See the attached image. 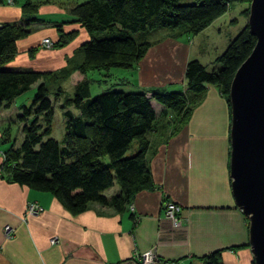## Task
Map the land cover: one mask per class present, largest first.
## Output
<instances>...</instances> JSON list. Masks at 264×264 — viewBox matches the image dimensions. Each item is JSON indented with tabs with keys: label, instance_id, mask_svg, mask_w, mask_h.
<instances>
[{
	"label": "crops",
	"instance_id": "obj_1",
	"mask_svg": "<svg viewBox=\"0 0 264 264\" xmlns=\"http://www.w3.org/2000/svg\"><path fill=\"white\" fill-rule=\"evenodd\" d=\"M39 1L36 15L48 22L32 24V32L16 41L17 52L6 64L9 69L52 71L83 58L80 44L89 35L78 23L67 22L72 18L70 9L78 1ZM20 3H0V25L24 18ZM221 16L193 36L174 29L139 40L150 42L145 54L132 68L100 71L111 80L102 90L116 87L123 91L186 94L187 61L197 59L208 69L217 67L215 58L226 48V37L220 36L226 29V24H222L226 20L215 23ZM55 23H61L63 31L77 29L78 34L62 47L43 46L44 38L52 44L57 41ZM204 44L206 53L202 54L200 46ZM33 47L36 51L31 56L29 50ZM89 72L76 71L69 76L75 78L70 88L73 94L78 85L87 83L83 99L92 97L90 84L100 81L88 78ZM18 98L0 108V130L11 119L12 104L15 112L24 104H19ZM149 101L156 119L147 135L150 143L146 159L154 188L133 195V211L128 204L118 211L110 203L91 202L84 211L73 215L51 193L10 182L2 173L0 264H137L140 253L152 248L157 256L154 264H201L199 256L216 249L222 250L223 264H253L248 218L236 206L231 190L230 113L225 98L215 85H206L200 103L177 131L176 111L154 99ZM64 110L74 117L81 116V111L73 106L61 108L64 128ZM8 141L6 134L2 136L0 132V152L7 148ZM117 192L114 184L104 195L110 198ZM164 200L180 207L177 215L182 219L181 225L175 226L164 217ZM29 201L41 205L38 214L24 216ZM6 225L11 229L9 236L3 232ZM52 238L57 239L53 244Z\"/></svg>",
	"mask_w": 264,
	"mask_h": 264
},
{
	"label": "trees",
	"instance_id": "obj_2",
	"mask_svg": "<svg viewBox=\"0 0 264 264\" xmlns=\"http://www.w3.org/2000/svg\"><path fill=\"white\" fill-rule=\"evenodd\" d=\"M19 1L24 18L0 25V108L9 106L17 96L37 85L31 103L19 106L23 139L19 146L10 144L2 152L0 174L10 182L51 193L73 215L84 211L91 202L110 203L122 211L136 192L153 189L146 152L150 143L147 135L156 117L149 99L176 111L174 131L188 121L208 84L218 88L230 113L231 80L256 41L245 24L215 58L219 66L208 69L197 59H189L184 72L187 95L153 90L146 91L151 93L148 98L142 91L110 90L83 99L87 93V83H83L72 96H64L60 82L73 70L85 74L134 67L150 42L136 41L132 33L169 26L179 34H197L225 13L232 2H246L242 14L247 17L250 0H194L187 4L178 0L77 2L70 9L72 18L67 22L78 23L89 35L80 44L83 58L74 65L52 71L6 67L17 52L16 41L32 32V24L48 22L36 15L39 0ZM54 25L58 39L53 47L68 44L78 34L77 29L63 31L61 23ZM35 51L36 47L31 48L30 55ZM50 85L53 87L49 88ZM52 100L60 101L61 108L73 106L81 111V116L74 117L64 110L61 143L50 136ZM114 184L118 192L107 198L104 191ZM199 259L201 264H223L222 250L202 254Z\"/></svg>",
	"mask_w": 264,
	"mask_h": 264
},
{
	"label": "water",
	"instance_id": "obj_3",
	"mask_svg": "<svg viewBox=\"0 0 264 264\" xmlns=\"http://www.w3.org/2000/svg\"><path fill=\"white\" fill-rule=\"evenodd\" d=\"M255 44L229 86V174L237 207L248 217L254 264H264V0H250Z\"/></svg>",
	"mask_w": 264,
	"mask_h": 264
},
{
	"label": "rangeland",
	"instance_id": "obj_4",
	"mask_svg": "<svg viewBox=\"0 0 264 264\" xmlns=\"http://www.w3.org/2000/svg\"><path fill=\"white\" fill-rule=\"evenodd\" d=\"M67 1H72V0H67ZM76 1L82 2V1H85V0H76ZM193 1L194 0H178V3L187 4V3H191ZM64 2H66V1H64ZM249 5H250V2L248 4V14H249ZM246 7H247L246 2H232L230 4V6L228 7V9L225 11V13H223L222 16L219 18L220 20L218 19L215 22V23H221V22H223V19L226 20V23L225 22L222 23V24H226V29L223 30L222 34L220 35L222 37H224V36L226 37V41H227L226 44H228L229 40L231 38H233L237 34V32L245 24H247L248 14H247V17H245L242 14V11ZM172 30H174V29L172 27H169V26H164V27L163 26H157V27L152 28V29H146V30H141V31L134 32V33H132V36H133V38L136 41H139V40H142L143 38H149L150 39L153 36H155V35H157V34H159L161 32L172 31ZM193 35H196V34H192L191 36H193ZM200 47H202L201 48V50L203 51L202 54H205L206 53L205 44L200 46ZM74 64L75 63H72V64L67 63L63 67H69V66L74 65ZM217 65L219 66V63ZM119 69H123V68H110V70L112 72L117 71ZM74 72H76V70H73L72 72H70L69 75L67 76L68 78L66 77L64 80H62L60 82V85L62 86V89H63L64 96L66 94L69 95V96L73 95V91H71L70 88H71V83L75 80V78L74 77L70 78V77H71V75L74 74ZM88 78L99 79L100 80V81L92 82L90 84L91 96H95V95H97V94H99L101 92H104V91L118 90V89H116V87H108L104 91L102 90L104 87L106 88L107 86L110 85L111 80H109L110 76H103V75H101L100 71H97V70L90 71L89 74H88ZM107 78H109V79H107ZM102 79H105L107 81L103 82ZM52 87L53 86H51V85L49 86V88H52ZM35 90H36V84H34L28 90L24 91L21 95H19L18 96V97H20V98H18L19 104H21L23 102L25 105H29L31 103V100H32V97H33V94H34ZM49 97L52 98L51 95ZM60 104H61L60 101L58 102V101L52 100V105H53L55 116L53 117V120H52L50 136L55 138L58 142H62L64 131H65V128L63 127V123H62L63 119H62V116H61L62 112H61ZM12 106L13 107H12V109L10 111L11 119L5 125V127H3V130L2 129L0 130L2 136L5 133L6 136L9 138L8 143H6L7 147L10 144H13L15 146H19V144L21 143V141L23 139V134H22V131H21V127H22L23 123L18 118V114L20 113V111H16L15 112L14 104H12ZM134 146H135V142H134ZM131 147L132 146H130V148ZM131 149H130L129 153H131V151H132Z\"/></svg>",
	"mask_w": 264,
	"mask_h": 264
},
{
	"label": "built area",
	"instance_id": "obj_5",
	"mask_svg": "<svg viewBox=\"0 0 264 264\" xmlns=\"http://www.w3.org/2000/svg\"><path fill=\"white\" fill-rule=\"evenodd\" d=\"M2 3L5 4H13V0H1ZM41 44L46 46V47H50L52 46V42L49 40V38H44L41 40ZM146 97L150 98L151 97V93L150 92H146L145 93ZM1 156H2V160H3V153L0 152ZM2 163V162H1ZM1 166V164H0ZM163 215L166 219L170 220V222L175 225V226H179L182 223V219L180 216L177 215V213L180 210V207L173 201L171 200H164L163 201ZM128 208L130 211H133V206L132 204H128ZM42 207L39 203H37L36 201H29L26 204V208L24 211V216H30V215H36L41 211ZM10 227L9 226H4L3 227V232L5 236H9L10 234ZM57 241L56 238H52L50 239V243L53 244ZM157 260V256L155 254L154 249H149L146 250L142 253H140L139 258H138V262L137 264H154Z\"/></svg>",
	"mask_w": 264,
	"mask_h": 264
}]
</instances>
